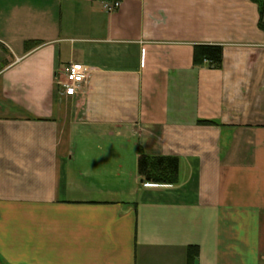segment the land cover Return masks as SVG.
<instances>
[{
    "label": "crops",
    "instance_id": "crops-1",
    "mask_svg": "<svg viewBox=\"0 0 264 264\" xmlns=\"http://www.w3.org/2000/svg\"><path fill=\"white\" fill-rule=\"evenodd\" d=\"M119 1L0 0V264H264L259 5ZM71 63L91 73L68 94ZM141 151L178 183L145 182Z\"/></svg>",
    "mask_w": 264,
    "mask_h": 264
},
{
    "label": "trees",
    "instance_id": "trees-1",
    "mask_svg": "<svg viewBox=\"0 0 264 264\" xmlns=\"http://www.w3.org/2000/svg\"><path fill=\"white\" fill-rule=\"evenodd\" d=\"M259 5L261 12L260 26L264 30V0H253ZM27 42V46L32 45ZM195 66L207 65L213 69H221L224 62V50L221 45H196L193 53ZM215 124L211 121H201ZM180 159L176 155H150L141 151L138 158V174L145 182L156 184H176L179 181ZM192 254V253H191Z\"/></svg>",
    "mask_w": 264,
    "mask_h": 264
},
{
    "label": "built area",
    "instance_id": "built-area-1",
    "mask_svg": "<svg viewBox=\"0 0 264 264\" xmlns=\"http://www.w3.org/2000/svg\"><path fill=\"white\" fill-rule=\"evenodd\" d=\"M121 7L119 0H104L103 8L109 12H115ZM91 73V69L84 63H71L67 66L64 80L61 82L63 92L71 94L84 85Z\"/></svg>",
    "mask_w": 264,
    "mask_h": 264
}]
</instances>
